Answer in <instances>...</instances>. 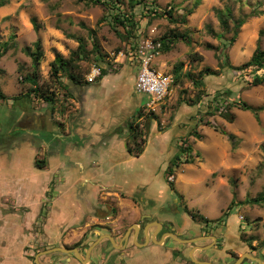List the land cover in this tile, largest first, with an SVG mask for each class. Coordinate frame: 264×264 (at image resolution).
<instances>
[{
	"label": "rangeland",
	"instance_id": "rangeland-1",
	"mask_svg": "<svg viewBox=\"0 0 264 264\" xmlns=\"http://www.w3.org/2000/svg\"><path fill=\"white\" fill-rule=\"evenodd\" d=\"M102 1L10 0L1 6L0 46L5 41L12 45L15 42L16 46L0 59V73L14 71L12 83L17 88L13 92L20 94L25 91L20 87L26 75L40 71L39 87L42 93L49 94L63 87L60 76L50 72L46 61L57 49L42 45L47 57H43L37 68L32 57L23 51L26 46L35 49L38 39L59 43L55 45L66 58L73 56L69 71L82 79L94 64L114 71L110 59L120 51L125 56L117 66L129 58L140 61L137 53L139 49L146 51L147 41L170 39V50L160 49L151 65L172 77L171 93L155 109L145 107L142 121L144 131V123L150 121L151 125L157 121L160 131L171 133V151L152 136L151 149L142 159L135 160L137 165L143 159L152 162L149 196H157L155 205H162L159 197L164 188L165 197H169L164 201V212L172 216L170 220L175 223L177 233L187 237H197L200 233L217 237L219 250L211 251L210 256L219 259L231 244L237 249L254 247L264 258V83L254 85V73L244 75L227 66V63L242 65L258 47L264 49V0H201L199 3V0H146L133 13L128 0ZM227 6L232 10L228 28L222 25L216 12V9L225 11ZM168 9L173 10L172 14L166 12ZM155 10L158 14L153 13ZM190 10L193 12L189 13ZM125 13L133 15L136 21L130 34L115 17ZM243 16L249 18L238 29L232 43L235 21ZM32 18L41 25L39 30H35ZM176 71L181 72L177 81ZM258 73L264 75V68ZM129 86L136 109L147 103L150 96L137 91L135 81ZM242 102L261 107L259 117L237 106ZM18 112L12 99L0 103L2 133L10 131ZM188 146L192 147L191 153L184 150ZM174 198L176 201L172 202ZM255 199L259 201L254 202ZM232 201V213L225 217ZM169 202L170 206L179 205L178 210L168 208ZM137 206L141 213H151L152 218L166 219L156 206L146 208L139 202ZM193 213L197 217H192ZM200 216L206 217L207 222ZM34 233L22 253L29 264L35 263L39 251L56 246L44 243V236L38 234L37 228ZM90 234L89 231L85 241H92ZM167 243L177 245L172 240ZM178 245L180 255L189 262L185 255L192 245L181 242ZM64 255L50 253L41 255L39 260Z\"/></svg>",
	"mask_w": 264,
	"mask_h": 264
},
{
	"label": "crops",
	"instance_id": "crops-1",
	"mask_svg": "<svg viewBox=\"0 0 264 264\" xmlns=\"http://www.w3.org/2000/svg\"><path fill=\"white\" fill-rule=\"evenodd\" d=\"M40 40L42 50L43 46H55L56 53L62 54L55 45L59 43ZM55 56L50 53L46 58L50 67ZM121 64L112 63L114 71H106L95 82H87L85 75L76 82L60 73L62 89L48 94L55 96L53 104L26 78L20 87L25 91L14 93V71L0 73V103L12 99L19 109L10 131H0V264H29L22 253L36 228L50 245H67L86 230L94 243L104 232L100 225L118 222L111 216L114 210L120 211L119 217H132V212L138 217L141 210L133 208V200L146 208L156 203L157 196H149L152 162L143 159L137 165L135 160L151 149L152 136L170 152L171 133L160 131L153 121L143 152L138 156L130 153L128 125L147 103L136 109L130 96L129 85L136 81L140 61L129 58ZM36 74L39 87L42 74ZM164 192L162 188L160 206L169 198ZM102 248L103 244L94 248L84 262L113 264L100 257ZM175 250L168 243L129 248L120 253L115 264H190L174 255Z\"/></svg>",
	"mask_w": 264,
	"mask_h": 264
},
{
	"label": "flooded vegetation",
	"instance_id": "flooded-vegetation-1",
	"mask_svg": "<svg viewBox=\"0 0 264 264\" xmlns=\"http://www.w3.org/2000/svg\"><path fill=\"white\" fill-rule=\"evenodd\" d=\"M173 200L174 201H172L171 199L172 202L176 201L175 198ZM132 202L134 206L133 208H135L137 206V202L136 200H133ZM167 204L165 206H167ZM168 205H169L168 208H171L173 211L178 210L179 205L170 206V202ZM152 206H156V205L152 204ZM156 208L157 210H159V213L165 214L164 205L157 206ZM119 213L120 211L117 209L111 213L113 219L118 220V222H116L115 225H112L111 223L113 222V220L111 221L109 220L106 223L100 225L99 228L103 229L104 232L102 234L97 235V237L94 239V241H96L98 238L103 236V239L94 248L103 244L100 257L106 258L107 261L112 260L113 264L117 263L116 259L120 255V253L123 251H127L129 248H134L138 246H147L151 244L164 245L169 240L175 241L177 243V245L173 244L174 247H176V250L173 252V254L181 256L180 255L181 247L178 245L180 241L172 237L170 233H173L175 236L181 239L200 238L199 241L188 243L191 244L192 247L185 256L190 259L189 261L190 264H198L195 263L190 256V253L193 249H194V256L198 260L210 261L214 264H223V263L234 264L239 260L241 256L244 255L245 256L243 260L239 264H264V258L260 255L259 251L256 248L250 247L248 245L247 247H238L237 249L232 247L230 244V246L225 249L224 256H219V259L213 257V255L210 256L211 251H215V249L216 251L219 250V244H220L219 239L217 237H215L216 239H213L212 238L213 235L206 233H200L197 237L182 236L181 234L177 233L178 231L176 230L175 223H173L170 220L172 216L170 217L165 214L166 219H156V218L148 217L147 213H140V215L136 217L135 213L132 212L131 213L132 217L129 214L121 215L119 217ZM109 215L110 214H107L103 218H106ZM158 223H160V225ZM88 232L89 230L84 231L78 238L74 239L71 243L66 245L68 249L77 248L82 256V259L78 258L75 251H72L69 253L62 252V253H66L64 257L55 256L57 258L51 259L50 261H40V262L42 264H70L72 261H74L75 263L78 264H86L84 262L85 259L87 258L88 254H90L94 249L93 248L91 251H89V248L91 247L93 242L90 243V241L84 240ZM105 235L113 236L114 242ZM203 237H207V238H203ZM199 246H202L204 248H198ZM58 252H53V254H56ZM204 253H206V255H204ZM34 262L35 263L33 264H37L35 260Z\"/></svg>",
	"mask_w": 264,
	"mask_h": 264
},
{
	"label": "trees",
	"instance_id": "trees-1",
	"mask_svg": "<svg viewBox=\"0 0 264 264\" xmlns=\"http://www.w3.org/2000/svg\"><path fill=\"white\" fill-rule=\"evenodd\" d=\"M10 0H0V7L6 5ZM90 1H94V0H90ZM96 2H103L102 0H95ZM113 1H117V2H121V0H113ZM146 0H128V7L129 9L132 11L135 9V7L142 3L145 2ZM201 0L198 1V3ZM168 14H172L173 10L172 9H168L166 11ZM193 10H190L189 13H192ZM217 15L220 19V22L222 23V25L226 28L229 27V20L232 16V10L230 7H226L225 11L221 10V9H216ZM131 13V14H132ZM154 14H158V10H155L153 12ZM255 14L252 13V16ZM116 21L121 24L122 26H124L125 28V32L127 34H130L134 29H135V24L136 21L134 19V16L132 15H128L127 13H125L122 17L121 15H116ZM248 17H240L237 21H235V31L233 33V36L231 38V42H235L236 37L238 35V29L240 27H242L246 22ZM32 23L34 25L35 30H39L41 28V25L37 22L36 18H32ZM119 34L122 35V33L120 31H118ZM15 38V35L13 37V39ZM164 37L161 39V50H170L171 48V40L167 39L165 40ZM12 46H16V43L14 42L13 45L11 42L9 41H5L2 43V46H0V59L10 50V48ZM35 49H33L32 47H24L23 51L32 57L33 59V65L35 68L38 67V65L40 64V61L42 59V57L44 56V51L41 49V40L38 39L35 44ZM81 46V43L80 45ZM105 55H103L104 58ZM72 57L69 58H65L62 54L60 53H56L55 56V60L52 62L51 64V71L52 74H54V76H59V74H66L68 75L72 80L76 81V82H80L82 81V78L80 77V75H77L76 73L69 71V67L70 64L72 62ZM101 59V58H99ZM103 60V59H102ZM112 63L110 62V65ZM227 66L231 69V70H235L238 72H242V74L246 75L248 73H254L253 75V79H252V84L254 85H259L264 83V75L259 74L258 70L264 68V49L258 47L254 53L252 54L251 58L243 63L242 65L239 66H234L231 65L230 63H227ZM249 68H253V71H245V70H249ZM244 70V71H243ZM37 72L34 71V73L32 75H27L26 79L29 80L30 82H32L34 85H36V89L34 90H39L38 93L40 94V96L47 102L49 103H54L55 100V96H51L45 93H42L41 88L38 87V81L36 78V74ZM106 73L105 69H102V74L98 77L99 79H101L103 77V75ZM181 75L180 71H176L175 72V81L179 80V77ZM89 82V81H87ZM33 89V88H32ZM64 99L67 98V92H65L64 94ZM238 107L245 109V110H249L252 111L257 117H259V112L262 109L261 107H254L252 105H250L247 102H242L237 104ZM143 116H146L145 113L143 111H141L137 117H135L131 123H129L128 127H129V138H128V149L130 151V153L136 154L137 156L140 155L143 150H144V146L143 144H145V142L147 141V134H148V130L150 128V121H148L146 124L144 123L145 126V131L144 129L140 128V123H141V118ZM155 118V117H154ZM230 137H233L232 135H230ZM186 152L191 153L192 151V147L188 146L184 149ZM177 159H180V155L176 156ZM186 162L188 163H192L193 159H186ZM254 202H258L259 199H255L253 200ZM233 205H234V201H232L228 208L227 211L225 212V217L229 216L232 213L233 210ZM192 217H197L196 214H192ZM201 220H204L207 222V218L204 216H200Z\"/></svg>",
	"mask_w": 264,
	"mask_h": 264
},
{
	"label": "built area",
	"instance_id": "built-area-1",
	"mask_svg": "<svg viewBox=\"0 0 264 264\" xmlns=\"http://www.w3.org/2000/svg\"><path fill=\"white\" fill-rule=\"evenodd\" d=\"M155 42V43H154ZM162 47L161 41H147L145 45L146 51L139 49L137 55L140 59V71L136 77L135 86L137 91L147 93L150 98L146 104L149 109H155L157 105L171 93V84L173 79L170 75L156 70L152 67V62L155 55ZM124 52L120 51L110 61L117 64ZM114 67V66H113ZM102 74V67L94 64L91 70L87 73L86 79L89 82H95ZM140 128L143 129V123H140Z\"/></svg>",
	"mask_w": 264,
	"mask_h": 264
},
{
	"label": "water",
	"instance_id": "water-1",
	"mask_svg": "<svg viewBox=\"0 0 264 264\" xmlns=\"http://www.w3.org/2000/svg\"><path fill=\"white\" fill-rule=\"evenodd\" d=\"M158 224L160 225V223H158ZM170 235H171L172 237H174L176 240H178V241H180V242H184V243H192V242H196V241H199V240H200V238L181 239V238H178L177 236H175L173 233H170ZM105 236L109 237V238L114 242V238H113V236H111V235H105ZM203 238H207V237H203ZM212 238H213V239H216L215 236H212ZM102 239H103V236L100 237L99 239H97V240L91 245V247L89 248V251H91V250H92V249H93V248H94V247H95V246H96V245H97ZM198 248H204V247L199 246ZM195 249H196V248H195ZM58 251L66 252V253H69V252L75 251L76 254H77V256H78V258H79V259H82V256H81V254H80V252H79V250H78L77 248H75V249H67V248L62 247V246H56V247H51V248H48V249H45V250L39 252V253L36 255V257H35V261H36L37 264H42V263L40 262V260H39V257H40L41 255H46V254H50V253L58 252ZM190 256H191L192 260H193L195 263H198V264H214V263H212V262H210V261H200V260L196 259L195 256H194V249L191 251ZM244 256H245V255H244ZM244 256H241V257L239 258V260H238L236 263H234V264H239V263L243 260Z\"/></svg>",
	"mask_w": 264,
	"mask_h": 264
}]
</instances>
